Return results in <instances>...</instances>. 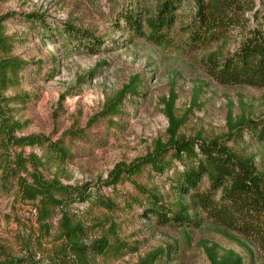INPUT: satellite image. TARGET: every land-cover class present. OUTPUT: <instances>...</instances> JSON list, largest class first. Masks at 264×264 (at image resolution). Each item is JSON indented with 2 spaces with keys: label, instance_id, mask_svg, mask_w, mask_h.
Returning <instances> with one entry per match:
<instances>
[{
  "label": "rangeland",
  "instance_id": "374dc122",
  "mask_svg": "<svg viewBox=\"0 0 264 264\" xmlns=\"http://www.w3.org/2000/svg\"><path fill=\"white\" fill-rule=\"evenodd\" d=\"M162 1L0 0V16L11 15L4 28L13 41V56L26 65L19 86L5 94L12 101L7 114L19 126L15 135L41 136L51 143L63 140L69 152L64 163L48 161L40 148L23 152L26 157L41 158L46 179L73 188L90 187L92 198L74 204L67 212L88 229L91 239L115 231L136 250L98 264H138L156 251H161L156 264H207L206 249L222 255L233 253L244 264H264L251 240L214 223L182 231L142 218L144 208L125 209L124 201L143 202L137 190L143 188L161 198L168 210L177 211L179 198L166 182L174 178V170L163 177L150 176L145 170L115 188L104 186L117 165L128 166L151 154L157 143L167 142V102L172 99L174 114L183 122L180 136L187 139L211 142L227 132L230 118L235 122L264 116V89L221 86L205 69L211 55H233L250 32L259 29L264 0H254L255 11L246 15L245 26L232 31L227 41L193 51L184 47V27L194 8L190 0L181 4L170 34L171 45L152 44L132 30L130 17L149 18ZM143 31L148 32L145 24ZM134 77L140 81L139 94L126 99L123 115L114 122L101 119L90 126L105 103ZM23 97L27 102L18 103ZM72 131L83 137L72 140L68 135ZM231 147L248 152L264 171V146ZM208 185L206 181L204 191ZM97 193L117 210L95 206ZM61 219V212L55 211L46 225L48 230L44 229L36 205L18 200L15 191L5 192L0 186V263L7 258H31L39 264H53L61 245Z\"/></svg>",
  "mask_w": 264,
  "mask_h": 264
},
{
  "label": "trees",
  "instance_id": "16d2710c",
  "mask_svg": "<svg viewBox=\"0 0 264 264\" xmlns=\"http://www.w3.org/2000/svg\"><path fill=\"white\" fill-rule=\"evenodd\" d=\"M194 6L190 23L185 28L187 51L213 47L225 42L229 34L242 29L246 15L256 9L254 0H190ZM183 0H163L149 18H129L135 34L158 46H169L170 37L178 21ZM261 13V12H260ZM255 14H259L257 11ZM11 15L0 16V186L5 192L15 191L18 200L36 205L38 221L46 230L53 213L59 211L58 248L53 264H98L99 260L121 259L127 253H135L123 243L115 231L99 239H91L88 229L75 223L67 212L74 204H83L91 198L89 186L73 188L58 180H48L41 173V158L34 154L25 156L24 150L40 148L51 162L64 163L69 159L67 146L61 140L51 143L41 136L17 137L19 126L7 113L12 101L5 97L19 86L26 65L13 56V41L7 36L4 23ZM33 18V17H31ZM259 29L250 32L239 50L228 57L211 55L205 62L208 75L219 85L226 87L247 86L264 89V15ZM145 24L148 32L143 31ZM89 40V39H88ZM89 46V45H87ZM90 47V46H89ZM140 81L130 80L122 91L109 99L102 112L89 125L99 120H114L123 115V104L128 97L138 96ZM18 103L27 102L25 97ZM174 99L167 102L170 127L167 142L157 143L154 151L130 165H117L110 173L107 188L118 185L149 170L150 176L163 177L174 170V178L166 179L171 192L179 198L177 211L168 210L161 198L143 188L137 189L143 202L136 199L124 201L127 211L144 208L142 218L155 222L159 227L188 231L199 229L204 222H211L230 233L251 240L264 257V171L248 152H238L231 146H264V116L257 119L228 121L227 132L211 142L200 138L180 136L183 122L174 114ZM72 140H79L83 133H68ZM13 149L21 152H12ZM208 187L204 191L205 182ZM184 203H187L186 205ZM95 206L109 212L116 206L97 193ZM207 264H244L243 259L230 253L222 255L216 249H206ZM161 251L148 254L138 264H156ZM0 264H39L31 258H7Z\"/></svg>",
  "mask_w": 264,
  "mask_h": 264
}]
</instances>
